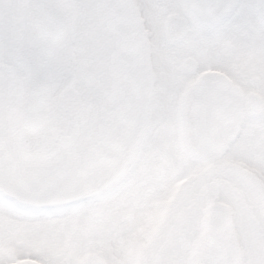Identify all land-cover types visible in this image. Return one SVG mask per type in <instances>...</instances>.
<instances>
[{"label":"snow or ice","instance_id":"1","mask_svg":"<svg viewBox=\"0 0 264 264\" xmlns=\"http://www.w3.org/2000/svg\"><path fill=\"white\" fill-rule=\"evenodd\" d=\"M0 264H264V0H0Z\"/></svg>","mask_w":264,"mask_h":264}]
</instances>
